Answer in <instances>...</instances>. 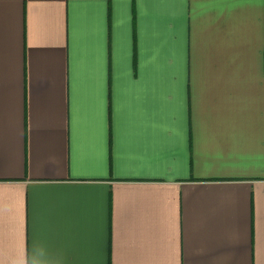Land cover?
<instances>
[{
  "label": "crops",
  "instance_id": "0c3cea01",
  "mask_svg": "<svg viewBox=\"0 0 264 264\" xmlns=\"http://www.w3.org/2000/svg\"><path fill=\"white\" fill-rule=\"evenodd\" d=\"M0 264H264V0H0Z\"/></svg>",
  "mask_w": 264,
  "mask_h": 264
}]
</instances>
